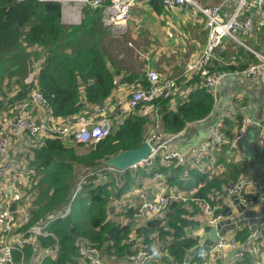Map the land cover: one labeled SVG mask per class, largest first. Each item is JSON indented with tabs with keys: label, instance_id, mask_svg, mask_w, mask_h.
<instances>
[{
	"label": "trees",
	"instance_id": "trees-1",
	"mask_svg": "<svg viewBox=\"0 0 264 264\" xmlns=\"http://www.w3.org/2000/svg\"><path fill=\"white\" fill-rule=\"evenodd\" d=\"M149 6L156 13L163 10L160 0H149ZM101 17V8L85 10L80 24L65 26L61 24L57 3L0 0V95L6 79L8 85L17 88L8 98L9 106L22 100L32 88L41 92L54 115L61 118L83 112L86 106L108 101L115 90V77L120 69L110 56L111 46L107 47L106 38L112 33L103 27ZM260 29L261 38L250 41L255 50H258L255 45L264 50V18ZM238 48L224 39L216 50L213 69L230 73L256 62L252 53H244L243 48ZM231 56H235L234 61ZM34 62L33 82L26 84L25 77L33 71ZM121 81L140 87L147 85L144 74L123 77ZM180 83L184 84L186 92L183 98L175 103L172 97H157L151 103L139 105L95 144L71 146L57 137L42 138L20 153L26 156V165L19 167L18 173L30 182L25 190L29 194L28 201H20L30 208L31 218L25 229L58 215L71 200L80 178L92 175L81 182L67 216L48 226L49 235L33 237L22 250L23 256L15 254L17 262L22 257L25 264H34L38 254L55 250L43 259L42 264H85L79 255L80 243L99 250L104 261L123 260L139 249H147L155 250L163 262L183 264L189 252L201 243L194 231L204 223V203L214 205L216 195H224L226 185L234 181L220 173L215 174L212 166L206 169L212 155L224 153L227 145L218 146L199 166L191 160L177 164L174 160L158 158L154 170L144 167L132 173L128 169L119 173L104 169V161L143 143L154 124L152 107L156 110L154 115L160 129L168 135L177 134L188 124L209 116L216 102L204 85V79L181 76L176 87ZM232 115V119L224 122L223 136L226 139L234 135L239 123V117L235 113ZM155 172L171 192L185 191L187 196L178 193L180 197L170 200L160 217L143 224L132 221V207L118 209L116 219H111L112 202L123 201L124 193L142 177L152 178ZM112 188L114 192L110 190ZM189 189L192 190L191 196L187 194ZM234 233L237 243H247L251 230L248 226H241ZM197 262L194 258L189 264ZM233 264H254L253 254L246 251L244 257Z\"/></svg>",
	"mask_w": 264,
	"mask_h": 264
},
{
	"label": "built area",
	"instance_id": "built-area-1",
	"mask_svg": "<svg viewBox=\"0 0 264 264\" xmlns=\"http://www.w3.org/2000/svg\"><path fill=\"white\" fill-rule=\"evenodd\" d=\"M24 1V0H17ZM39 2H54L59 4L62 20L68 24L80 22L82 10L92 11L102 9L101 23L109 27L114 36L122 35L126 31L125 21L130 16V11L138 0H37ZM165 10H191L200 13L204 18V29L206 31V43L200 51L192 55L184 66L180 75L164 78L152 68H147L144 76L147 80L145 87L122 84L128 96L125 100L117 103L106 101L99 105H89L85 111L69 117L61 118L54 115L52 109L44 96L37 88L30 89L20 101L10 105L8 120L0 128V264H25L24 259L17 262L15 254L23 256L22 250L31 242L35 236H47L48 226L56 219H63L70 211L71 201L79 190L80 183L87 176H82L71 200L63 206L58 215L27 227L31 218L28 205L20 203L23 197L21 184L22 176L18 173L19 166L15 156H8L7 151L11 142L21 139L22 147H30L37 144L43 137H58L67 140L69 144H95L106 137L113 124L123 120L128 112L135 110L139 105L151 103L155 98H170L177 92V81L181 76H199L204 79V85L217 100V88L226 76H236L247 82L258 83L264 90V54L250 48L245 42L253 35L264 17V0H219L209 3L203 0H160ZM224 39H230L242 48L248 50L254 56L256 62L247 65L241 71L217 72L213 69V61L217 58L216 50L222 45ZM235 56H231V61ZM24 82L31 84L33 74H30ZM125 92V93H126ZM155 113V108L152 107ZM230 110L225 112L214 122L209 130L207 139L195 145L190 152L191 162L199 166L203 161L221 144H226L229 149H235L238 143L247 133L251 124V118L240 114V120L234 130V135L226 139L223 136V127L229 118ZM176 134L168 135L162 131L156 120L149 130L144 141L150 146L148 158L136 163L133 167L149 169L157 168V159L174 160L177 164H185V155L172 147ZM258 144L264 146V124L260 126L258 133ZM35 141V142H34ZM34 142V143H33ZM20 154V152L18 153ZM104 169L116 171L113 168ZM92 175V174H90ZM154 193L149 199L146 192L137 190L139 202L130 206L134 209L132 219L138 224L147 220L160 217L168 202L178 199L176 192H171L158 173H153ZM254 186L261 188L264 183L257 181H235L225 187V201L216 202L214 205L204 203L203 212L206 216L205 225L216 227L225 219L232 210V195L238 197L239 201L247 204L246 188ZM15 201H19L16 203ZM16 206L13 208V205ZM19 221L16 224V221ZM78 244V243H77ZM80 258L85 264H178L177 262H163L158 258L154 250L139 249L137 252L126 256L123 260L113 259L104 261L99 256V250L87 247L79 243ZM240 249L233 260H241L246 251L257 255L262 249L264 253V220L248 236L247 243H237L235 233L223 236L217 235L213 245L203 253H197L195 258L198 264H215L228 251ZM38 254L34 264H42L43 259L54 253Z\"/></svg>",
	"mask_w": 264,
	"mask_h": 264
},
{
	"label": "crops",
	"instance_id": "crops-1",
	"mask_svg": "<svg viewBox=\"0 0 264 264\" xmlns=\"http://www.w3.org/2000/svg\"><path fill=\"white\" fill-rule=\"evenodd\" d=\"M125 26L126 31L121 36L112 35L106 38V41L111 42L112 52L110 56L120 69L119 75L115 77V90L111 98L108 99L114 103L117 101V99L115 100L117 93L123 94L126 92V89L122 87L123 83L127 84V87L137 85L121 81L123 77L140 76L144 74L146 68L156 70L164 78L181 74L191 54H197L206 43L204 18L200 13L181 9L169 11L164 8L162 12L156 13L149 6V0H138L136 2L130 11L129 18L125 21ZM254 39L255 35H251L248 39L250 48H252L250 45L253 44L250 41ZM237 47L242 50V47ZM257 47L258 51H264L261 46L255 45V48ZM166 49L179 50V53L166 59L158 57L163 50L167 53L168 50ZM125 51L128 54H125ZM242 51L245 53L248 50L243 48ZM139 55L144 59L140 58ZM222 81L221 83H224L223 86L226 90L225 101L216 100L215 106L207 118L188 124L185 129L177 133L172 142V147L185 155L187 162L190 160L191 149L207 139L211 125L217 121L215 120L217 117L214 118V116L218 109L220 110L219 118L224 114L223 110L226 108L235 113L239 120L240 114L244 113L252 120L244 138L235 149L225 148L224 153L222 151L220 154L215 152L206 163V169H210L212 166L215 174L220 173L229 180L234 179L230 182L250 180L262 184L264 183V146L258 144L256 132L258 126L264 124V90L258 83L247 82L236 76H226ZM185 94L184 84L180 83L176 94L173 96L174 102L176 103L177 100L183 98ZM154 184L152 178L144 176L134 188H130L123 194L122 200H124L126 194L132 191L128 197L133 204L138 203L137 190L145 191L150 199L154 193ZM245 190V195L248 197L247 204L251 206L259 205V209L264 213V187L248 186ZM177 192L184 197L187 196L185 191L181 193L177 190ZM187 194L191 196L192 190L189 189ZM214 199V204H216V202L225 201L228 198L225 197V194H221L216 195ZM229 199L231 200V198ZM198 227L195 229L194 234L200 237L202 241L207 237V234L202 231L204 224ZM230 252H225L215 264H233L235 260L230 258ZM253 257L254 264H264L262 249Z\"/></svg>",
	"mask_w": 264,
	"mask_h": 264
},
{
	"label": "water",
	"instance_id": "water-1",
	"mask_svg": "<svg viewBox=\"0 0 264 264\" xmlns=\"http://www.w3.org/2000/svg\"><path fill=\"white\" fill-rule=\"evenodd\" d=\"M259 130L260 125L256 132L257 137ZM149 154L150 146L143 141V143L135 149L125 150L112 156L110 159L104 161V165L122 172L131 168L134 164L148 158ZM230 198L233 207L229 215L224 220L220 221L216 227L208 225L203 227L202 231L207 234V237L189 252L183 264H189L197 253L207 251L213 245L217 235L223 236L228 233H234L241 226H248L251 232H253L258 224L264 220V213L259 209V205L251 206L244 204L240 202L235 195H232ZM261 204H263V202H261ZM239 250L240 249L232 250L229 254L230 258L232 259Z\"/></svg>",
	"mask_w": 264,
	"mask_h": 264
},
{
	"label": "rangeland",
	"instance_id": "rangeland-1",
	"mask_svg": "<svg viewBox=\"0 0 264 264\" xmlns=\"http://www.w3.org/2000/svg\"><path fill=\"white\" fill-rule=\"evenodd\" d=\"M206 1H209V3H213V2H218V0H206ZM84 11H85V9H83L82 10V14L84 13ZM132 13V12H131ZM81 18H82V15H81ZM81 18H80V22L79 23H76V24H68L66 21H64V20H62V17H61V12H60V21H61V24H63V25H78V24H80L81 23ZM264 18V17H263ZM262 21H263V19H262ZM261 21V22H262ZM261 24V23H260ZM104 27V26H103ZM107 29H109V27H106ZM105 28V29H106ZM260 34H261V29H260V25L257 27V28H255L254 29V33H253V35H255V38L257 39V38H261L260 37ZM228 40H230V39H228ZM231 41V40H230ZM107 42V47H109V46H111L110 44H111V42H108V41H106ZM178 42V41H177ZM231 43H233V45H236V46H239V45H237L235 42H232L231 41ZM246 43V45H248V42H245ZM249 46V45H248ZM32 50H35V47H32ZM142 50V49H141ZM166 50H168L167 51V53H165V50H163L162 51V53H160L159 55H158V57H161V58H164V59H166V58H171V57H173V56H175L176 54H178L179 53V50H170V49H166ZM143 51V50H142ZM125 54H128L126 51L124 52ZM193 54H195V53H192L191 54V56L193 55ZM140 56V55H139ZM190 56V57H191ZM140 58H142V59H144L143 57H141L140 56ZM33 71H31V72H29L28 73V75L25 77V79L30 75V74H33V77H34V73H35V70H36V68H35V66H36V62H34L33 63ZM212 67H214L213 66V64H212ZM147 69V68H146ZM145 69V70H146ZM159 74V73H158ZM160 75V74H159ZM163 77V76H162ZM225 80V79H224ZM223 80V81H224ZM12 81H13V79H12ZM222 81V82H223ZM8 82H9V80H5L4 82H3V84H2V86H1V92H2V95H0V102H1V107H0V128H2L5 124H6V122H7V120H8V118H9V116H8V110H9V104H8V98L9 97H11L12 96V94L17 90V88H16V86H14V85H8ZM11 82V81H10ZM25 83V82H24ZM223 84L224 83H221L219 86H218V88H217V95H216V97H217V101L218 100H220V101H222L223 102V100L225 101V93H226V90L224 89V86H223ZM128 96V93L126 92V93H117L116 94V96H115V100L117 99V101L118 100H125L126 99V96ZM117 101H115L116 103H117ZM228 108H226V109H224L223 111H224V113L225 112H227L228 110H227ZM149 111H152L151 109H149ZM148 111V112H149ZM129 113V112H128ZM127 113V114H128ZM149 114H150V112H149ZM148 114V115H149ZM155 113L153 112V122H155L157 119H156V115H154ZM219 114H220V110L218 109L217 110V113L215 114V116H214V118H216L215 120H218L219 119ZM149 116H151L152 117V115L150 114ZM232 117H233V115L230 113V116H229V118H231L232 119ZM158 121V120H157ZM114 125V124H113ZM43 138H53V137H43ZM58 138V137H57ZM60 139V138H59ZM20 140L21 139H18V140H15V141H13V142H11V144H10V146H9V150L7 151V155L8 156H15L16 157V160H17V162H21V163H18V165H20L19 167H25V165H26V156L24 157V155H20V154H18L19 152L20 153H22V152H24V151H27L28 150V147L27 148H25V147H22L21 145H20ZM61 140V139H60ZM63 141V140H62ZM35 142V141H34ZM33 142V143H34ZM64 143H66V144H69L68 143V141L67 140H64L63 141ZM68 146H70V145H68ZM71 146H74L73 144H71ZM192 150V149H191ZM28 155V154H27ZM137 169H141V168H139V167H131V168H129L127 171H129V172H133V171H135V170H137ZM118 171V170H117ZM119 173L121 172V171H118ZM90 174H87V176H89ZM102 180H105L104 178L102 179ZM136 180H137V178H136ZM78 183H79V181H78ZM77 183V184H78ZM29 185L30 186V182H29V179H27L26 177H23L22 178V184H21V190H22V194H23V197L21 198V202H26V201H28V197H29V194H28V192H26L25 190L27 189L26 187H27V185ZM76 184V185H77ZM80 187H81V183H80V185H79V188L78 189H80ZM129 188V187H128ZM132 188H134V187H132ZM131 188V189H132ZM112 192H114V188H112V189H110ZM132 192V191H131ZM131 192L130 193H128V194H126V196L124 197V200L123 201H113L112 202V206H113V208H112V212H111V214L109 215L110 217H111V219L112 218H115L116 219V215H117V213H118V209H120V208H128L130 205V202H131V200H130V198L128 197L130 194H131ZM139 199V198H138ZM137 204V203H136ZM205 218H206V216H205V214H204V226H205ZM224 220V219H223ZM133 221V220H132ZM131 221V222H132ZM16 224H18L19 223V221L17 220L16 222H15ZM202 224V225H203ZM202 225H200V226H202ZM199 228V227H198ZM197 229V228H196ZM155 251V250H154ZM137 252V251H136Z\"/></svg>",
	"mask_w": 264,
	"mask_h": 264
},
{
	"label": "bare ground",
	"instance_id": "bare-ground-1",
	"mask_svg": "<svg viewBox=\"0 0 264 264\" xmlns=\"http://www.w3.org/2000/svg\"><path fill=\"white\" fill-rule=\"evenodd\" d=\"M264 187V186H263ZM195 258V257H194ZM184 263V262H183Z\"/></svg>",
	"mask_w": 264,
	"mask_h": 264
}]
</instances>
